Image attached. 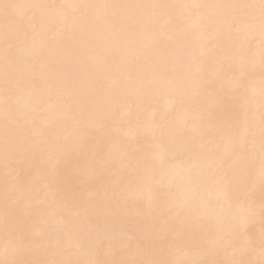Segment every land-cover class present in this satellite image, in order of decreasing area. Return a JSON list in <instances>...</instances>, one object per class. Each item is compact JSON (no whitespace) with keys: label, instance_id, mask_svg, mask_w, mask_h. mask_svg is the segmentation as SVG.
Returning a JSON list of instances; mask_svg holds the SVG:
<instances>
[{"label":"bare ground","instance_id":"bare-ground-1","mask_svg":"<svg viewBox=\"0 0 264 264\" xmlns=\"http://www.w3.org/2000/svg\"><path fill=\"white\" fill-rule=\"evenodd\" d=\"M223 2L238 0H0V259L22 238L27 250L16 258L39 264H259L264 185L258 147L249 165L250 144L225 151L216 123L201 118L206 108L244 93L258 133L259 29L230 36L209 9L151 15L119 8L61 13L55 7ZM5 3L49 7L6 13ZM236 79L244 85L238 91L228 85ZM6 95L15 100L7 114ZM37 130L42 143L34 146ZM217 162L236 172L227 195L208 173ZM193 189L195 204L184 206ZM59 215L71 222L60 234L82 243L87 256L50 247ZM217 234L223 239L211 242Z\"/></svg>","mask_w":264,"mask_h":264},{"label":"snow or ice","instance_id":"snow-or-ice-1","mask_svg":"<svg viewBox=\"0 0 264 264\" xmlns=\"http://www.w3.org/2000/svg\"><path fill=\"white\" fill-rule=\"evenodd\" d=\"M49 7L48 5L41 4H28L20 5L14 3H5L2 8L7 13L15 9H27L29 12L36 9H42ZM60 9L61 13L68 11H76L80 13H87L95 9H103L107 14L111 9H124L133 13H148L155 15L158 11H170L174 9H209L212 10L219 18L220 25L225 29L226 34L234 35L239 34L244 31L251 33L252 30L258 28L262 47H261V89L260 94L262 97L261 113H260V125L257 130L254 125L251 111V99L244 93L239 95H234L229 101L225 102L220 100L213 106L206 108L201 113V118L206 119L209 122H215L217 125V131L220 134L221 140L224 142V150L235 149L245 143L252 146L253 152L249 154L248 164L251 165L255 160V150L258 147L259 154V180L261 185H264V0H258V2H253V0H243V2H223L218 4H159V3H147V4H123V5H109V4H64L55 6ZM7 41V34L5 36ZM8 56L5 55V79H10V72L13 71L12 67L7 63ZM229 87L238 91L244 87L241 80H231L228 82ZM11 89H6V93H10ZM33 104H39V97H32ZM15 103L14 98L11 95L5 96V113L9 111V108ZM229 105L231 110H229ZM35 127V122H34ZM10 125L5 123V144H4V154L5 162L7 167V162L9 160L10 153ZM257 135L259 137V142L257 145ZM42 133L37 130L36 136L33 138L34 146L36 144L42 143L41 141ZM51 158V157H50ZM208 173L221 189L227 195V190L231 186L232 182L236 179L235 170H227L222 163L217 162L214 166L208 168ZM45 195L51 193V185L45 183L44 185ZM196 202V191L193 189L184 199V206H192ZM249 214L254 213V209H248ZM261 217L264 218V205L260 209ZM5 223L7 228V216L5 217ZM70 221L68 217L64 215H59L57 217V234L49 238V245L52 249L61 251L67 254H71L75 251L81 256H87V249L84 245L78 241H72L67 239L64 235L60 234L66 231L70 226ZM223 239V236L217 234L214 241L219 242ZM246 245H251V241H245ZM27 250V245L24 239L16 240L10 247H5L3 255L5 259H0V264H39L37 261L22 260L16 257L23 254ZM251 252L253 249L248 248ZM261 255L262 259L259 264H264V235L261 238ZM47 264H205V262L195 261V260H177V261H157V260H144V261H109L101 259H64V260H53L47 262ZM222 264H245L243 261H226ZM246 264H255L253 261H248Z\"/></svg>","mask_w":264,"mask_h":264}]
</instances>
